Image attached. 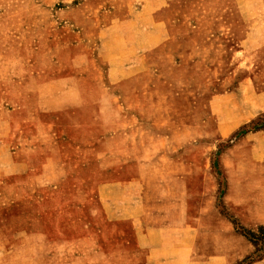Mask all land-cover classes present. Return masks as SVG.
I'll list each match as a JSON object with an SVG mask.
<instances>
[{"label":"rangeland","instance_id":"374dc122","mask_svg":"<svg viewBox=\"0 0 264 264\" xmlns=\"http://www.w3.org/2000/svg\"><path fill=\"white\" fill-rule=\"evenodd\" d=\"M238 7L236 0L171 1L156 15L167 38L148 52L145 70L114 81L111 63L98 55L96 33L115 19L106 12L123 13V0H0V141L27 166L0 180L3 264H144L135 245L123 243L132 231L111 218L100 188L133 167L118 160L134 146L135 132L123 140L115 127L140 126L139 148L152 151L154 122L165 118L156 110L167 101L161 97L189 90L203 109L196 115L198 138L214 142L220 115L211 98L242 84L264 90V45L252 50L242 43L248 25ZM68 77L78 83V106L49 108L59 105L57 93L69 84L58 80ZM224 105L234 111L236 104L227 98ZM259 127L264 112L216 146L212 164L220 195L225 184L215 154L234 136ZM218 206L227 211L221 198ZM234 223L254 236H245L252 254L236 264L261 257L264 231Z\"/></svg>","mask_w":264,"mask_h":264},{"label":"crops","instance_id":"0c3cea01","mask_svg":"<svg viewBox=\"0 0 264 264\" xmlns=\"http://www.w3.org/2000/svg\"><path fill=\"white\" fill-rule=\"evenodd\" d=\"M123 1V13L106 12L108 18L115 19L99 25L96 33L98 55L111 63L108 74L114 81L145 70L148 52L168 35L157 12L174 0ZM236 1L248 25L242 43L249 44L248 49H259L264 45V0ZM248 79L254 82L255 76ZM58 83H68V90H59L58 99L54 97L59 105L49 108L78 106L77 81L68 77ZM247 86L242 84L234 93L211 98L210 105L217 107L220 115L214 142L198 138L196 115L203 109L199 97L189 90L161 97L167 101L156 110L165 118L154 122L152 151L139 148L143 139L137 124V128L126 122L115 127L114 133L120 132L123 140L135 132L134 146L118 160L133 167L131 172L122 171L121 180L100 188L106 191V210L111 218L122 220L132 231L129 236L124 234L123 243L132 242L144 264H236L252 254L254 245L235 228L234 221L242 228L264 227V127L234 136L215 154L224 177L221 195L212 164L218 143L252 116L264 112V90ZM66 93L71 102H67ZM227 98L234 100V111L224 105ZM179 100H184L180 106ZM126 111L120 108V114L127 115ZM14 157L10 145L0 141V180L26 172V163ZM220 198L227 211L220 210ZM4 256L0 250V264ZM247 264H264V253L251 257Z\"/></svg>","mask_w":264,"mask_h":264},{"label":"trees","instance_id":"16d2710c","mask_svg":"<svg viewBox=\"0 0 264 264\" xmlns=\"http://www.w3.org/2000/svg\"><path fill=\"white\" fill-rule=\"evenodd\" d=\"M259 229H261V230H263L264 231V227H259ZM242 234L244 235V236H249V237H251V238H254V236L252 235V232H250V231H246L245 229H242ZM260 240H263L264 241V238H260Z\"/></svg>","mask_w":264,"mask_h":264}]
</instances>
